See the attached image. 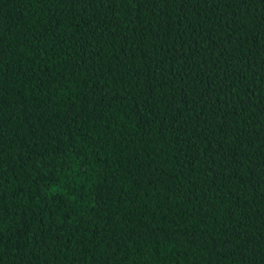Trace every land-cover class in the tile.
<instances>
[{
    "label": "trees",
    "instance_id": "16d2710c",
    "mask_svg": "<svg viewBox=\"0 0 264 264\" xmlns=\"http://www.w3.org/2000/svg\"><path fill=\"white\" fill-rule=\"evenodd\" d=\"M0 264H264V0H0Z\"/></svg>",
    "mask_w": 264,
    "mask_h": 264
}]
</instances>
